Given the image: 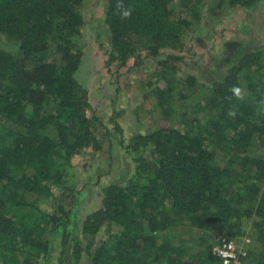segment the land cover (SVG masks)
I'll list each match as a JSON object with an SVG mask.
<instances>
[{"label":"trees","instance_id":"16d2710c","mask_svg":"<svg viewBox=\"0 0 264 264\" xmlns=\"http://www.w3.org/2000/svg\"><path fill=\"white\" fill-rule=\"evenodd\" d=\"M85 1L0 0V35L22 54L0 46V264H49L55 247L57 264H79L84 254L88 264H220L211 250L190 255L167 237L178 220L248 236L242 264H264V156L253 148L264 141V43L237 54L208 83L193 74L174 77L172 64L184 58L175 51L203 0L104 1L108 39L98 45L107 70L156 59L163 82L148 91L154 107L174 115L179 106L191 116L184 126L155 125L124 141L113 108L114 139L131 153L133 173L103 185L99 204L80 220L55 205L52 185L65 194L73 156L99 149L97 125L105 126L76 76ZM259 1L217 6L251 9Z\"/></svg>","mask_w":264,"mask_h":264},{"label":"rangeland","instance_id":"374dc122","mask_svg":"<svg viewBox=\"0 0 264 264\" xmlns=\"http://www.w3.org/2000/svg\"><path fill=\"white\" fill-rule=\"evenodd\" d=\"M104 1L86 0L83 5L84 24L78 40L83 45L84 56L76 72L77 78L88 88L93 108L104 122V127L97 125L101 147L97 150L88 147L73 156L69 168L71 187L64 191V195H61L63 189L52 185L53 195L57 197L55 205L62 202L73 211L77 220L99 204L103 185L124 182L133 173L131 153L114 139L118 132L109 121L113 108L117 114L115 119L122 128L121 137L124 141L135 131L155 125L173 123L179 127L184 126L191 116L189 111L183 116L184 108L179 106H176L174 115L170 110L165 112L166 107L164 110L163 107H154L153 98L148 91L153 83L163 82L162 68L156 59L145 58L139 65H132L131 59L118 70L113 65V72L107 70L105 55L98 45L100 41L106 44L108 39L107 27L103 22ZM203 3L198 15L195 16L194 12L189 16L190 26L183 49L175 51L182 53L184 58L172 64L174 68L169 73L174 77L193 74L198 81L208 83L212 76L218 77L224 73L237 54L264 43V0H260L251 9L240 6L219 7L217 0H203ZM0 46L22 57L18 44L4 34L0 35ZM246 84L247 79L243 77L242 86L245 88ZM186 86H183L184 92L191 91ZM187 106L195 109L193 96ZM105 127L109 131L108 135L103 133ZM253 148L264 156V141L255 142ZM143 154L149 156L147 150H143ZM42 207L52 210L53 203L43 200ZM176 219H173V223ZM165 231L168 238H173L178 244L180 242L179 245L184 246L190 255L200 248L205 254H210L211 238L216 234L210 228L190 226L186 220H178ZM79 235L81 236L80 233ZM102 236L103 230H100L96 239L99 240ZM233 238L243 243L242 245L248 242L244 238L249 239L246 235ZM58 255L59 249L55 247L49 264H57ZM88 260V256L84 254L79 264H88Z\"/></svg>","mask_w":264,"mask_h":264},{"label":"built area","instance_id":"2783aa9c","mask_svg":"<svg viewBox=\"0 0 264 264\" xmlns=\"http://www.w3.org/2000/svg\"><path fill=\"white\" fill-rule=\"evenodd\" d=\"M244 241H249L244 238ZM225 232H219L214 236L211 252L219 258L220 264H242L246 255V246Z\"/></svg>","mask_w":264,"mask_h":264},{"label":"clouds","instance_id":"9594fccd","mask_svg":"<svg viewBox=\"0 0 264 264\" xmlns=\"http://www.w3.org/2000/svg\"><path fill=\"white\" fill-rule=\"evenodd\" d=\"M128 13H125V15H127Z\"/></svg>","mask_w":264,"mask_h":264},{"label":"crops","instance_id":"0c3cea01","mask_svg":"<svg viewBox=\"0 0 264 264\" xmlns=\"http://www.w3.org/2000/svg\"><path fill=\"white\" fill-rule=\"evenodd\" d=\"M119 146V144H117Z\"/></svg>","mask_w":264,"mask_h":264}]
</instances>
